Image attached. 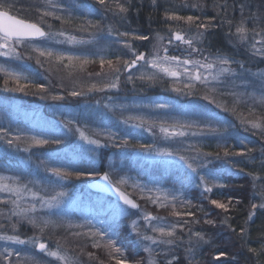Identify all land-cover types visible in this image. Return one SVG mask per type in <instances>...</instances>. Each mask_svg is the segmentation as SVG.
I'll use <instances>...</instances> for the list:
<instances>
[{
	"label": "snow or ice",
	"instance_id": "6c2138e0",
	"mask_svg": "<svg viewBox=\"0 0 264 264\" xmlns=\"http://www.w3.org/2000/svg\"><path fill=\"white\" fill-rule=\"evenodd\" d=\"M16 2L18 0H0V57L7 58L0 62V77L3 78L6 91L30 93L52 101L65 99L64 94L52 91L44 83H36L26 74L30 70L27 61L33 59L41 68L47 64L49 71L59 73L63 69L65 75L59 77L61 81L65 76L71 78L77 71L100 78L99 82L81 84L79 91L68 93L71 97H81L86 92L119 89L121 76L131 72L125 76L124 83L135 86L137 80L148 85L168 82V90L171 92L209 101L210 105L229 113L244 131L264 141V69L252 71L247 66L257 59L259 63H264V0H239L232 6V10L240 14L238 19L228 18L229 6L216 3L215 0L212 5L216 13L214 16L204 15L206 5L203 0L195 3L180 0L179 4L166 6L163 25L154 32V43L148 53L138 52L133 45L136 40L148 41V35L120 31L117 27V24L123 26L127 23L128 14L133 9V0H93L92 3H80L79 0H29L30 7L25 9L16 8ZM165 3H171V0H165ZM151 4L157 7L158 0H151ZM190 8L198 9L201 15L180 14V10ZM253 8L256 10L253 11ZM33 10L36 13L35 19L13 14L21 11L27 14ZM99 10H103L105 16L111 13L114 22L104 24V17L101 20L89 18ZM76 12L83 14L77 15ZM52 21H58L60 28L53 30ZM224 26H227L225 35L228 42L234 47H244L246 60H237L220 50L205 55V49L197 47L205 42L210 30ZM105 32L115 37L114 43L122 45L126 50L122 55L109 58V46L100 43L103 39L100 34ZM77 33H87L88 37ZM55 45L73 47L61 48ZM76 46H94V50L90 53L77 52L74 50ZM15 61L25 63L17 68L13 66ZM97 61L101 71L87 72V66ZM60 87L63 88L64 84L61 83ZM117 107L126 109L123 104L105 105L109 110ZM132 107H146L158 112L176 109V105L171 102ZM189 107L194 119L155 118L133 113L122 115L120 122L130 125L129 129L122 132L93 128L79 122L78 117L58 121L67 130L61 131L59 137L43 130L38 134H30V130L13 127L10 120L6 126L0 124V142L6 149L20 150L23 147V151L29 152L30 149L60 146L37 164L38 168L42 167L50 174L45 184L38 180H27L21 175L0 174V206H3L0 207V221H5L0 223V241L5 242V246L0 249V264H85L82 257H87V264H105L97 251H102L113 264H179L176 250L184 245H187L184 247L186 264H201L196 257L208 240L204 232L194 231V226L201 223L216 224L215 220L207 218L209 213L204 210L203 204L184 199L175 187L167 189L159 184L150 186L138 179L129 183L130 178L126 174L117 177V170L111 164L108 165V171L103 172L95 166L96 153L102 147L119 149L125 158L147 156L168 166L179 165L188 170L179 183H193L200 188L202 198L225 213L220 223L235 231L229 223L231 217L228 213L241 201L232 197H228L227 202L211 198L214 189L226 187L215 171V162L222 161L226 167L246 172L240 162L233 158H244L245 162L251 161L255 166L254 153L257 149L248 147L244 139L238 140L239 146L229 143V140L236 139L230 130L235 129L237 124L220 119L219 113L209 110V105L189 101ZM142 128L154 137L159 136L163 141L178 146L160 147L156 142L141 143L134 138L131 129ZM154 129H158V132ZM207 136L218 139L215 152L204 150L202 138ZM69 137L75 140L69 141ZM65 148L67 151H63L61 158L60 153ZM259 152V166L264 168V145ZM28 159L31 160V153ZM246 174L251 177L252 197L259 200V203H250L245 221L247 224L257 209H264V183L259 182L264 181V175L258 176L255 172ZM88 178H95V186L103 191L114 190L119 201H123V204L113 201L109 205L112 212L110 219H128L131 231L135 233V244L145 256L130 260L125 248L119 243L118 233L112 223L100 221L94 224L85 221L73 224L65 223L62 218H52L55 214L53 210L59 209L65 198L70 196L64 182ZM129 187L131 192L127 191ZM148 205L164 210L168 215L154 214L148 210ZM132 210H136L135 219L132 218ZM29 225L33 234L21 238L20 230ZM61 228L68 236L84 240L83 246H73L67 236H57L56 230ZM73 228L80 231H69ZM237 235L244 241L247 252L257 257L255 264H264V260L260 259L264 256V236L257 248L247 245V227H240ZM9 242L29 245L50 259L41 260L35 255L22 254L9 246ZM89 246L95 251H86ZM225 255V252L219 251L214 260Z\"/></svg>",
	"mask_w": 264,
	"mask_h": 264
},
{
	"label": "rangeland",
	"instance_id": "374dc122",
	"mask_svg": "<svg viewBox=\"0 0 264 264\" xmlns=\"http://www.w3.org/2000/svg\"><path fill=\"white\" fill-rule=\"evenodd\" d=\"M87 3H92L93 0H85ZM180 1V0H179ZM233 5L238 3L239 0H231ZM189 3H195L196 0H188ZM249 2H254V0H249ZM213 2L210 6L207 5L205 0V9L204 15H208L207 13H211L216 15L213 11ZM220 3V2H219ZM221 3L224 4L225 1L221 0ZM220 3V4H221ZM29 4V3H28ZM27 3L25 5L30 7V4ZM27 6H23L22 8H26ZM228 18H239V12L232 10V5H228ZM183 10V9H182ZM180 10V11H182ZM188 13L184 15H201L200 11L195 8H190ZM195 11L194 14L192 13ZM256 9L253 8V11ZM31 13H35L32 12ZM16 14V13H13ZM22 11V15H25ZM27 14H30L27 13ZM77 15H82L81 12H76ZM182 15V13L180 12ZM19 15V14H16ZM101 18L104 17L103 23L109 24L113 23L114 19L111 13H108L106 16L103 10L97 11L95 14L90 16L89 18L94 19L95 16H99ZM134 11L131 10L128 14V21L131 16H135ZM22 17V16H20ZM127 21V22H128ZM219 22V21H217ZM117 27L120 28V31H133L130 27L120 26L117 24ZM60 28L59 25L54 24V29L57 30ZM78 35H83L85 38L88 37L87 33H77ZM102 35L103 39H101V45H108V56L109 58H113L114 56H110V54L122 55L126 50L123 49L122 45L114 43L115 37L109 36L106 32ZM154 35V34H153ZM153 35H150V39L148 41H133L134 47L138 52L148 53L152 49V44L154 43ZM52 46V45H50ZM55 47L61 48H72L73 46L69 45H55ZM197 47H202L205 49L204 54L207 55L209 53H216L215 50H212L208 45L207 41L202 45H197ZM122 49V52L119 50ZM238 52L245 54V49L243 46L236 47ZM25 49H21L24 51ZM77 52L90 53L94 50V46H76L75 49ZM113 51V52H112ZM115 53V55H116ZM111 54V55H112ZM170 54H179V52H170ZM246 55V54H245ZM125 58H130L129 56H125ZM7 58L0 57V62H4ZM246 60V59H245ZM244 61V60H243ZM25 62L24 61H15L13 62V66L19 68ZM27 64L30 65V70L26 72L27 75L31 76L36 83H44L49 86V88L54 91L65 95V99L63 101H52L51 99H41L39 95L26 94L22 92L15 91H6L3 87V78L0 77V124H5L7 121L13 122V127H20L25 130H30V134H38L40 131H48L51 133H55L56 137H59L61 131H67L63 128V124H60L58 121L64 118H73L78 117L79 122H90L88 125L93 128H105L112 129L116 132L126 131L130 128V125H124L120 122L121 116H127L130 113L133 114H143L146 116H151L155 118L159 117H172L176 119H194L195 117L190 115V107L189 101H199L201 105H209V110L213 113H225L221 109H217L215 105H210L209 101L203 100L201 97H185L178 95L177 93L171 92L169 89L168 82H160L161 85L157 88L164 87L162 91L154 94L153 96L150 93H147V89L138 91L141 94H138L135 90V86H132L131 83H124L125 76L130 73H125L121 76V87L119 89H105L103 92H86L84 96L81 97H71L68 95L72 90H80V85L90 84L93 82H99L100 78L96 76H87L85 73L75 72L71 78L65 76V79L61 81L59 77L61 75H65L64 70L58 73L55 70L49 71L48 65L46 64L43 68L35 63V60L27 61ZM248 66V65H247ZM235 67V66H234ZM252 69V71H256L257 68L264 69V63H259L257 61L252 62V66H248ZM87 72L96 73L101 71L100 65L98 61L96 63L90 64L87 66ZM135 71V70H133ZM138 74V73H137ZM74 81H78V83H73ZM63 83L64 87L61 88L60 84ZM162 83V84H161ZM158 84V83H157ZM11 86V85H10ZM151 87V86H150ZM149 87V88H150ZM31 98L34 100L30 101ZM111 98V99H109ZM99 101V103H97ZM174 103L176 105V109L171 112H158L148 109L146 107L133 108V105H148L153 103ZM106 104L112 105H125L126 109L115 108L114 110H109L105 108ZM155 112H158L155 114ZM230 115L229 113H227ZM231 116V115H230ZM28 120L24 122V120L19 121V119ZM22 122L23 124H21ZM133 136L136 140H139L144 144H152L154 142L158 143L160 147H177L178 145L169 144L166 141H163L159 138V136L154 137L152 133H149L146 129H131ZM154 131L158 132V129H154ZM244 131V129H243ZM245 134H248L247 144L249 143L250 137L256 136L251 132L244 131ZM236 135V134H235ZM236 135V140L238 144V140L242 139ZM209 137V136H207ZM203 137V142L209 140V138ZM213 138V137H212ZM69 141L75 140L74 137H69ZM195 139V138H193ZM218 141V139H217ZM239 146V145H238ZM1 147V144H0ZM60 146L53 145L51 147L39 148V149H30L29 152L23 151V147L20 150L12 148L11 150L14 153H20V160L22 161V166L18 170H14V172L0 169V174L4 175H21L23 174L26 177H30V175L37 174L36 180L40 181L41 184L47 183L49 173H46L42 167H37V164L40 160L47 159L48 155L53 152L54 149H59ZM110 147H102L96 153L95 166L98 168L97 163H100V157L103 159L104 153L101 155L102 151H107ZM112 148V149H111ZM111 154L107 153L104 159L105 162V170L108 171L106 167L111 164L117 170V177L122 175H127L130 180L129 183L134 182L135 180H140L150 186L152 184H159L163 188L171 189L173 187L177 188L181 193L185 190H188L192 187H195L193 183H179L186 173L185 168L176 166H168L162 163H159L155 160L150 159L147 156H139L137 157V163L130 162L127 158L122 156L121 151L119 149H114L111 147ZM113 150V151H112ZM217 150V149H216ZM215 150V151H216ZM63 151H67V149H63L60 153L61 158H63ZM119 152V153H117ZM31 153V160L28 159L29 154ZM132 159L135 156H130ZM139 158V159H138ZM150 163V165H149ZM152 164V165H151ZM224 165V164H223ZM150 166V167H149ZM215 171L220 175V161L215 162ZM103 172V171H102ZM94 178H88L83 181H66L64 182L65 188L69 191L70 196L65 198V202L59 209H55L53 219L62 218L63 221L71 222L73 224H79L85 221H91L94 224L99 223L100 221H105L106 223H112L116 232L119 236V243L126 250V255L129 256V259H134L139 250L135 244V233L131 231L130 223L127 218H120L119 220L112 221L110 217L112 216V212L109 208V205L113 201H118L104 193L93 192L88 187V182ZM127 191L131 192L132 189L129 187ZM139 203L144 204L143 201H139ZM120 204H123L119 201ZM1 207V206H0ZM148 210L152 211L154 214L159 215H168V213L164 210L157 209L155 206L148 205ZM134 215L133 219L136 218V210H132ZM43 214V213H42ZM69 231H80V229H70ZM21 238H25L26 236H31L33 234V230L31 226H25L20 230ZM57 236H67L68 239H72L75 245L83 246L85 243L82 239H76L71 236H68V233L65 232L62 228L56 230ZM55 237H53V240ZM5 246V242L0 241V249ZM9 246L14 249L21 251L22 254L35 255L38 259L45 260L50 259L46 258L43 253H40L36 249H32L29 245H20L9 242ZM50 246H54V244H50ZM86 251H95L90 246L86 248ZM97 255L100 259L105 261V264H113V262L108 261V258L104 255L103 252H98ZM87 264V257H82ZM95 264V262H94Z\"/></svg>",
	"mask_w": 264,
	"mask_h": 264
},
{
	"label": "trees",
	"instance_id": "16d2710c",
	"mask_svg": "<svg viewBox=\"0 0 264 264\" xmlns=\"http://www.w3.org/2000/svg\"><path fill=\"white\" fill-rule=\"evenodd\" d=\"M195 1V0H194ZM227 5H232L233 3L231 0H223ZM80 3H87L85 0H79ZM197 2V0H196ZM205 3V0H203ZM207 5L210 6V4L213 2V0H206ZM216 3H221V0H215ZM29 3V0H18V2L15 3V7L19 9H23L22 7L27 6L25 4ZM179 0H171V3L167 4L165 3V0H158V6L153 7L151 4V0H133V11L135 16H131L129 21L124 24L125 27H130L133 29V31L137 32L141 35H153L156 30H159L163 25V12L165 10V7H172V4H179ZM222 4V3H221ZM29 5V4H28ZM38 6V5H37ZM26 8H29L27 6ZM25 9V8H24ZM136 9H139V11H136ZM191 12L190 9H183L180 11L182 15L188 13L187 11ZM32 12H35L34 10ZM15 13V12H14ZM195 11L193 10L192 13L194 14ZM18 16H22V18H28V19H35L36 13L25 14L22 15V11L19 13ZM207 16H214L211 13H207ZM152 17L150 20L149 17ZM93 20H101V15L95 16ZM53 24L59 25L58 21H52ZM227 33V26L218 28V29H212L210 30L205 39V43L207 41V45L217 52V50H220L226 54L232 55L237 60H245L247 59V56L243 53L238 52L236 47H234L233 44L228 42V38L225 35ZM122 52V49L119 50ZM113 52V51H112ZM116 53V52H115ZM114 54H110V56H114ZM117 55V53H116ZM248 66H252V63L248 64ZM160 82L155 85H148L141 81L135 82V90L138 94H141V90L147 89V93H150L152 96L158 92H164L162 89L164 87L157 88L160 85ZM162 84V83H161ZM134 86V85H132ZM151 86V87H150ZM161 86V85H160ZM150 87V88H149ZM140 89V91H138ZM34 100V98H31L30 101ZM167 103V102H166ZM158 112H155L157 114ZM220 119H227L229 121H232L233 123L237 124V127L235 129H231L230 131L233 133V135L236 137L238 134L240 138L247 141L248 134H245L243 131V128L239 127V122L235 121L234 118L227 113H220ZM24 120V122H27L28 120L19 119V121ZM23 124L22 122H20ZM83 123V122H81ZM90 122H85L84 124H89ZM236 134V135H235ZM209 136V140L203 142L204 150L207 152H215L216 145L218 143L217 138ZM237 139V138H236ZM229 140L228 142L231 144H237V140ZM0 167L4 170H9L14 172V170H18L22 166V161L20 160L21 156L20 153H14L11 149H6L2 142H0ZM248 147H253L257 149V151L254 153L256 164L253 166L251 161L245 162L244 158L235 157L233 158L236 161L240 162V166L246 169V172H255L258 176L264 175V168H261L259 166V161L261 159V155L259 152V149L262 145H264V141H262L258 136L250 137L249 143L247 144ZM111 148V147H110ZM108 149L107 151H102L101 155L104 153L107 155V153L111 154V149ZM115 149V148H114ZM113 151V150H112ZM119 153V152H117ZM121 154V153H119ZM103 157V159H104ZM137 157L135 156L133 159L129 156L127 159L132 163H137ZM100 157V163H97L98 169L102 172L105 170V160H103ZM139 159V158H138ZM224 163L220 161V182L226 187L223 188H217L213 190V194H211V198L214 199H222L224 202H227L228 197H232L234 200L241 201L239 204L235 205L234 209H230L228 215L231 217L229 223L233 226L235 231L232 230V228L227 227L224 224H221L220 221L225 218V213L223 210L216 209L215 206L210 205L207 200H204L201 196V189L195 187H192L188 190H185L182 195L184 199L191 200L195 204H203L204 210L209 213V216L207 218L213 219L216 221L215 225H207L201 223L200 225L194 226V231H202L206 234V238L208 240V243L203 245L199 249V255L196 257L198 260L201 261V264H255V261L257 257L254 254L248 253L246 250V247L244 246V241L240 239V237L237 235L240 227H247L248 228V237L247 239V245L251 247H259V244L262 242L261 237L264 236V209H257L255 212V215L251 221H248L247 224L245 221L247 220L248 212L250 210V203L255 202L259 203L258 199H253L252 193V181L251 177H249L246 172H238L235 169L226 167L223 165ZM150 165V163H149ZM152 165V164H151ZM150 167V166H149ZM0 168V169H1ZM108 169V167H106ZM27 173V171L24 172V174ZM23 174V177L27 180H36L37 174L30 175V177H26ZM260 183H264V181H259ZM31 187V185H29ZM94 192V191H93ZM96 193V192H95ZM3 207V206H1ZM200 215V214H198ZM5 221H0V223H4ZM185 239H187V236L185 234ZM68 242L75 246V242L72 239H68ZM184 247H187V245H184ZM184 247L177 248L176 254L179 258V264H186V253L184 251ZM219 251H223L226 253L225 256L221 257L219 260H214V257L217 255ZM99 253L102 251H98ZM145 256V253L143 251H139L134 259H139L141 257ZM260 259L264 260V256L260 257Z\"/></svg>",
	"mask_w": 264,
	"mask_h": 264
},
{
	"label": "water",
	"instance_id": "95a60500",
	"mask_svg": "<svg viewBox=\"0 0 264 264\" xmlns=\"http://www.w3.org/2000/svg\"><path fill=\"white\" fill-rule=\"evenodd\" d=\"M95 185H96L95 178L88 182V187H89L90 190L95 191V192L104 193V194H106V195H108V196H110V197H112V198H114V199L119 201V198H118V196H117V194L115 193L114 190L103 191L100 188L96 187ZM120 202L123 203V201H120Z\"/></svg>",
	"mask_w": 264,
	"mask_h": 264
}]
</instances>
